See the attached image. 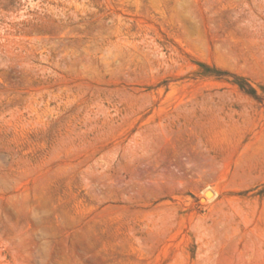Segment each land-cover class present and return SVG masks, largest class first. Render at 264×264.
<instances>
[{"label": "rangeland", "instance_id": "obj_1", "mask_svg": "<svg viewBox=\"0 0 264 264\" xmlns=\"http://www.w3.org/2000/svg\"><path fill=\"white\" fill-rule=\"evenodd\" d=\"M0 264H264V0H0Z\"/></svg>", "mask_w": 264, "mask_h": 264}, {"label": "bare ground", "instance_id": "obj_2", "mask_svg": "<svg viewBox=\"0 0 264 264\" xmlns=\"http://www.w3.org/2000/svg\"><path fill=\"white\" fill-rule=\"evenodd\" d=\"M213 196V195H212Z\"/></svg>", "mask_w": 264, "mask_h": 264}]
</instances>
